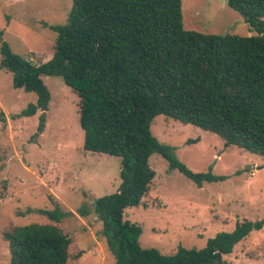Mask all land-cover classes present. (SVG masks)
I'll list each match as a JSON object with an SVG mask.
<instances>
[{"label": "trees", "instance_id": "trees-1", "mask_svg": "<svg viewBox=\"0 0 264 264\" xmlns=\"http://www.w3.org/2000/svg\"><path fill=\"white\" fill-rule=\"evenodd\" d=\"M243 17L253 36L210 35L186 30L181 0H73L67 22L49 27L56 33L52 57L33 64L12 51L0 31V68L12 86L36 95L16 118L34 116L39 123L32 140L43 133L50 93L41 77H56L79 99L83 150L120 159L118 190L93 201L114 264H229L224 256L264 219L236 223L202 249L178 248L163 255L142 248V228L124 219L128 208L146 197L155 177L149 166L160 155L198 187L220 182L211 169L190 171L151 133L157 116H165L216 135L264 159V0H227ZM4 118L0 113V121ZM51 222L73 216L53 203L51 210H31ZM90 215L87 205L78 211ZM10 259L6 264H67L71 240L52 224L15 226L3 233Z\"/></svg>", "mask_w": 264, "mask_h": 264}, {"label": "rangeland", "instance_id": "rangeland-1", "mask_svg": "<svg viewBox=\"0 0 264 264\" xmlns=\"http://www.w3.org/2000/svg\"><path fill=\"white\" fill-rule=\"evenodd\" d=\"M73 0H0V31L12 51L39 65L52 57L56 33L49 27L67 22ZM186 30L210 35L253 36L243 17L227 0H181ZM1 59V56H0ZM50 93L45 127L36 133L39 116L16 118L37 97L12 86L11 74L0 68V264L9 259L4 231L15 226L52 224L71 240L67 264H114L93 201L118 190L120 159L83 150L78 95L56 77H41ZM152 135L174 150L194 173L211 169L223 181L198 187L160 155L149 158L155 172L150 189L124 219L142 228L139 243L163 255L180 247L202 249L220 232L233 231L243 220L264 219V159L237 147H225L216 135L157 116ZM57 203L73 216L60 223L31 210H51ZM87 205L90 215L77 213ZM229 264H264V228L253 231L223 257Z\"/></svg>", "mask_w": 264, "mask_h": 264}]
</instances>
